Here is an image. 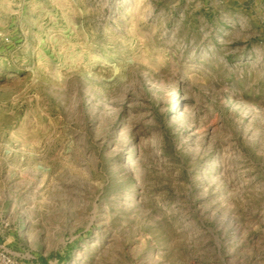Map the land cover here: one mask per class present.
<instances>
[{
	"label": "rangeland",
	"instance_id": "1",
	"mask_svg": "<svg viewBox=\"0 0 264 264\" xmlns=\"http://www.w3.org/2000/svg\"><path fill=\"white\" fill-rule=\"evenodd\" d=\"M264 264V0H0V264Z\"/></svg>",
	"mask_w": 264,
	"mask_h": 264
},
{
	"label": "crops",
	"instance_id": "2",
	"mask_svg": "<svg viewBox=\"0 0 264 264\" xmlns=\"http://www.w3.org/2000/svg\"><path fill=\"white\" fill-rule=\"evenodd\" d=\"M50 261L43 260L42 264H49Z\"/></svg>",
	"mask_w": 264,
	"mask_h": 264
},
{
	"label": "built area",
	"instance_id": "3",
	"mask_svg": "<svg viewBox=\"0 0 264 264\" xmlns=\"http://www.w3.org/2000/svg\"><path fill=\"white\" fill-rule=\"evenodd\" d=\"M11 262H7V264H10Z\"/></svg>",
	"mask_w": 264,
	"mask_h": 264
}]
</instances>
